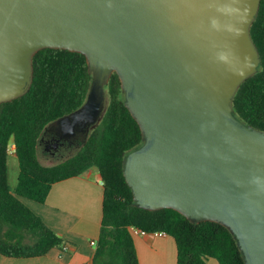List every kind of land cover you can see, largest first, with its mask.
I'll list each match as a JSON object with an SVG mask.
<instances>
[{"label": "water", "instance_id": "95a60500", "mask_svg": "<svg viewBox=\"0 0 264 264\" xmlns=\"http://www.w3.org/2000/svg\"><path fill=\"white\" fill-rule=\"evenodd\" d=\"M260 0H0V104L24 95L32 57H86L87 99L56 121L84 134L104 113V85L121 82L143 133L123 175L148 210L173 209L234 235L245 264H264V132L235 118L232 99L257 72L250 38Z\"/></svg>", "mask_w": 264, "mask_h": 264}, {"label": "trees", "instance_id": "16d2710c", "mask_svg": "<svg viewBox=\"0 0 264 264\" xmlns=\"http://www.w3.org/2000/svg\"><path fill=\"white\" fill-rule=\"evenodd\" d=\"M260 65L238 87L232 99L236 119L264 132V0L250 26ZM92 74L78 52L45 48L32 57L27 92L0 104V255L33 258L62 246L63 241L32 213L21 198L44 203L52 185L96 169L101 177L102 217L92 264H138L129 228L163 232L176 243L177 264H245L233 233L224 225L196 223L173 209L140 208L127 185L124 161L143 144L139 124L125 106L121 82L112 73L104 85L105 110L74 156L44 166L37 145L44 129L79 110L85 103ZM13 144L18 164L16 186L8 185L7 148Z\"/></svg>", "mask_w": 264, "mask_h": 264}, {"label": "crops", "instance_id": "0c3cea01", "mask_svg": "<svg viewBox=\"0 0 264 264\" xmlns=\"http://www.w3.org/2000/svg\"><path fill=\"white\" fill-rule=\"evenodd\" d=\"M17 176L18 172L12 185L8 180L10 190L15 188ZM102 196L101 177L96 169H90L52 185L44 203L21 198L22 203L63 241L62 245H68L69 251L61 258L60 247L41 257L9 258L0 255V264H92L100 232ZM132 241L138 264H177L176 243L172 237L138 235L133 236ZM205 264L219 263L208 258Z\"/></svg>", "mask_w": 264, "mask_h": 264}, {"label": "rangeland", "instance_id": "374dc122", "mask_svg": "<svg viewBox=\"0 0 264 264\" xmlns=\"http://www.w3.org/2000/svg\"><path fill=\"white\" fill-rule=\"evenodd\" d=\"M105 105L106 102L104 101V107ZM50 126L52 127L50 128L48 126L44 129L36 150L38 160L44 166H54L74 156L79 149L80 143L85 139L89 132H86L82 137L73 140L71 143H65L55 147L51 145V138L55 135L54 133L59 131V128L56 125V122ZM7 166L9 184L12 185L18 172L17 160L13 154L8 155Z\"/></svg>", "mask_w": 264, "mask_h": 264}, {"label": "flooded vegetation", "instance_id": "af4514ba", "mask_svg": "<svg viewBox=\"0 0 264 264\" xmlns=\"http://www.w3.org/2000/svg\"><path fill=\"white\" fill-rule=\"evenodd\" d=\"M49 127L51 128L52 126ZM68 133V131L65 134L61 131L54 133L55 135L51 138V145L56 147L65 143H71L73 140H77L84 135V129L82 130L80 127H75L73 134L69 135Z\"/></svg>", "mask_w": 264, "mask_h": 264}, {"label": "built area", "instance_id": "2783aa9c", "mask_svg": "<svg viewBox=\"0 0 264 264\" xmlns=\"http://www.w3.org/2000/svg\"><path fill=\"white\" fill-rule=\"evenodd\" d=\"M13 147H14L13 144H10L9 147L7 148L8 155L9 154H13ZM129 231H130V233L133 236H138V235L139 236L151 235V236H154V237H162V236H165L166 235L163 232L146 233V232L141 231V230H138L136 228H129ZM90 245L91 246H95V243L94 242H90ZM68 251H69L68 245L64 244V245L60 246V254H59V257L61 258L62 255H64Z\"/></svg>", "mask_w": 264, "mask_h": 264}]
</instances>
